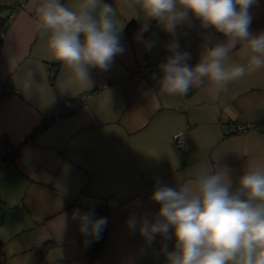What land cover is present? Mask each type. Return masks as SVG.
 Segmentation results:
<instances>
[{
	"label": "crops",
	"instance_id": "0c3cea01",
	"mask_svg": "<svg viewBox=\"0 0 264 264\" xmlns=\"http://www.w3.org/2000/svg\"><path fill=\"white\" fill-rule=\"evenodd\" d=\"M18 2L21 7L0 43V136L19 145L13 163L0 170V264H166L161 238L146 245L127 227V219L157 211L159 205L150 199L157 179L176 187L208 163L227 164L235 182L245 168L264 163V69L230 82L227 92L206 84L186 96L163 94L155 80L138 73L149 53L164 61L173 37L151 21L156 46L147 51L134 39L143 14L124 0H105L117 8L126 51L109 71L92 69L94 86L88 87L51 56L36 27L34 0H0V16L7 17L9 5ZM65 3L71 6L74 0ZM251 11V31H264V0ZM193 23L197 27L178 28L176 38L194 66L206 35L224 38ZM233 60L246 62L239 49ZM24 66L35 71L44 89L31 100L14 82ZM48 89L56 91L50 106ZM81 94H87L85 104L65 115L63 102ZM229 123L257 126L231 136ZM97 204L107 206L109 229L91 261L81 246L85 235L71 216L73 209L88 212ZM168 245L172 250L174 240Z\"/></svg>",
	"mask_w": 264,
	"mask_h": 264
},
{
	"label": "clouds",
	"instance_id": "9594fccd",
	"mask_svg": "<svg viewBox=\"0 0 264 264\" xmlns=\"http://www.w3.org/2000/svg\"><path fill=\"white\" fill-rule=\"evenodd\" d=\"M37 24L51 56L64 65L82 84L93 87L92 69L110 70L115 58L126 51L123 27L118 25L117 8L105 0H34ZM144 16L134 39L147 51L156 41L144 33L151 21L173 37L165 45L169 55L152 73L159 90L169 96H186L192 89L210 85L227 92L230 82L264 69V31L253 33L252 8L258 0H124ZM214 30L204 37L198 62L189 64L191 53L181 50L177 30L181 26ZM245 63H237L233 55ZM14 81L25 99L31 100L43 87L36 82L35 71L24 66ZM108 95L110 90L105 89ZM54 90L48 89V106L56 102ZM151 92V90H150ZM159 205L149 217L131 215L127 227L137 232L151 246L161 238L160 253L166 264H264V163L245 168L233 180L227 164L213 167L208 163L194 169L191 178L176 187L161 179L150 196ZM71 219L79 231L99 239L108 220L95 218L93 211L73 209ZM63 221L67 224L68 216ZM174 240L172 250L169 241Z\"/></svg>",
	"mask_w": 264,
	"mask_h": 264
},
{
	"label": "built area",
	"instance_id": "2783aa9c",
	"mask_svg": "<svg viewBox=\"0 0 264 264\" xmlns=\"http://www.w3.org/2000/svg\"><path fill=\"white\" fill-rule=\"evenodd\" d=\"M21 7V2L9 5L10 13L3 19L0 16V38L3 37L8 24L13 18V12L17 11ZM2 6L0 5V12ZM147 39H151L150 30L145 33ZM159 64L157 57L153 53H149L146 56L145 65L143 69L138 73L139 76L152 77V73L158 71L157 65ZM152 79V78H151ZM87 100V94H81L75 99L66 100L63 102V112L65 115L71 114L81 108ZM44 125V124H43ZM42 125V126H43ZM257 125L255 123L239 124L229 123L228 133L231 136H241L252 131ZM175 142L178 146H181V140L177 137ZM19 145L11 143L7 137L0 136V170L8 167L13 163V160L18 155Z\"/></svg>",
	"mask_w": 264,
	"mask_h": 264
},
{
	"label": "trees",
	"instance_id": "16d2710c",
	"mask_svg": "<svg viewBox=\"0 0 264 264\" xmlns=\"http://www.w3.org/2000/svg\"><path fill=\"white\" fill-rule=\"evenodd\" d=\"M1 18L5 19L6 17H1ZM0 43H1V38H0ZM40 129H42V127H40ZM89 210L94 212L95 218L106 217L108 220V210L105 204L94 205ZM108 229H109V221L99 239H93L91 236H84L81 238V246L85 257H87L91 261L97 259L105 243Z\"/></svg>",
	"mask_w": 264,
	"mask_h": 264
}]
</instances>
